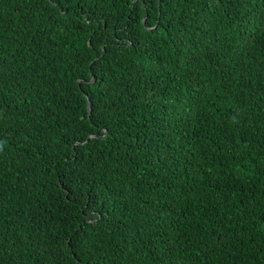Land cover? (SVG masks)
<instances>
[{
    "label": "trees",
    "instance_id": "1",
    "mask_svg": "<svg viewBox=\"0 0 264 264\" xmlns=\"http://www.w3.org/2000/svg\"><path fill=\"white\" fill-rule=\"evenodd\" d=\"M0 264H264V0H0Z\"/></svg>",
    "mask_w": 264,
    "mask_h": 264
},
{
    "label": "water",
    "instance_id": "2",
    "mask_svg": "<svg viewBox=\"0 0 264 264\" xmlns=\"http://www.w3.org/2000/svg\"><path fill=\"white\" fill-rule=\"evenodd\" d=\"M146 23V20H144V25H146L145 24ZM90 104V103H89ZM88 109H89V112L91 111V107H90V105H88ZM93 137V136H92Z\"/></svg>",
    "mask_w": 264,
    "mask_h": 264
}]
</instances>
